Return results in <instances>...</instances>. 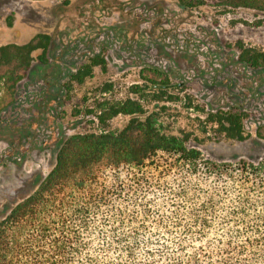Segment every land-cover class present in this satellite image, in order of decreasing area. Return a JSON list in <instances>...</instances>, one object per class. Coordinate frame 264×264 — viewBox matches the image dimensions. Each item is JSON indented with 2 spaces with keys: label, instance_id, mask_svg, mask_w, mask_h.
<instances>
[{
  "label": "trees",
  "instance_id": "1",
  "mask_svg": "<svg viewBox=\"0 0 264 264\" xmlns=\"http://www.w3.org/2000/svg\"><path fill=\"white\" fill-rule=\"evenodd\" d=\"M177 2L186 10H264V0ZM50 42L38 33L0 46V120L34 52L41 50L45 62ZM237 48L241 63L264 70V50L242 41ZM97 65L104 67V59L75 78L83 82ZM142 76L157 99L180 85L156 67ZM145 90L134 84L141 99L128 98L101 116L130 115L123 129L65 138L49 173L1 215L0 264H264V157L218 162L198 147L245 140L244 111L219 109L198 124H166L157 105L148 111L142 103L152 100Z\"/></svg>",
  "mask_w": 264,
  "mask_h": 264
},
{
  "label": "rangeland",
  "instance_id": "2",
  "mask_svg": "<svg viewBox=\"0 0 264 264\" xmlns=\"http://www.w3.org/2000/svg\"><path fill=\"white\" fill-rule=\"evenodd\" d=\"M38 33L51 37L46 61L34 52L15 102L1 113L0 217L49 173L65 138L123 129L130 115L101 116L128 98L141 99L134 84L150 92L152 100L142 103L148 111L157 105L166 124H198L211 111L239 107L245 140L198 147L218 162L264 157V70L241 63L237 48L242 41L264 50V10H186L177 0H0V46ZM96 58L104 67L93 66L79 82L75 75ZM154 67L180 83L162 99L151 96L142 76Z\"/></svg>",
  "mask_w": 264,
  "mask_h": 264
}]
</instances>
